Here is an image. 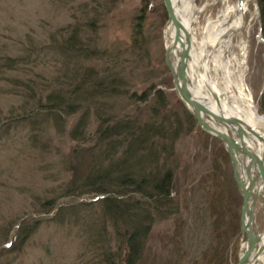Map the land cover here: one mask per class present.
Returning <instances> with one entry per match:
<instances>
[{"label": "trees", "instance_id": "16d2710c", "mask_svg": "<svg viewBox=\"0 0 264 264\" xmlns=\"http://www.w3.org/2000/svg\"><path fill=\"white\" fill-rule=\"evenodd\" d=\"M116 1L107 0L112 5ZM256 3L264 41V0ZM94 11L83 12L73 25L59 31L60 39L48 45L59 65L51 78L54 85L43 87L45 95L38 97L36 77L32 80L28 76L29 54L0 55V75L7 73L9 85L32 104L21 116L0 122V139L4 133L8 135L28 125L35 143L36 132L40 134L50 127L76 142L69 153L73 160L80 159V152L88 156L89 166L81 176L70 161H61L67 180L60 186V198L91 196L95 200L60 206L56 200L46 203L48 213L54 212L48 219L50 223L78 230L82 240L78 262L183 264L185 257L177 254L182 248L179 243L184 221L178 198L180 161L175 148L180 137L196 131L205 138L209 164L198 185L192 182L186 193L193 198L199 190L204 192L201 196L210 219L212 241L202 251L201 260L190 264H232L229 250L241 236L242 201L232 179L230 158L219 140L195 130V120L188 111L184 110L182 116L169 111L163 86L151 84L140 93L135 90L131 67L124 66L130 58L126 60L115 51L98 47V15ZM139 12L131 41V54L137 60L146 46L142 33L146 12ZM260 93L256 112L264 117V88ZM72 117L76 119L67 130ZM170 219L178 225L176 237L169 240L174 249L165 256L152 253L147 246L151 230ZM34 225H20L12 250H23L36 234L37 222ZM177 238L180 242L175 241Z\"/></svg>", "mask_w": 264, "mask_h": 264}, {"label": "rangeland", "instance_id": "374dc122", "mask_svg": "<svg viewBox=\"0 0 264 264\" xmlns=\"http://www.w3.org/2000/svg\"><path fill=\"white\" fill-rule=\"evenodd\" d=\"M215 2L216 0L194 1L197 9L209 6L192 26L193 42L195 41L193 48L199 47L201 28L207 18H212L218 10L219 5L214 4ZM86 5L87 9L84 8ZM249 7L246 16L247 28L234 37L227 53L217 54L214 61L216 64L212 59L208 62L213 70L208 74L220 89H224L228 82L235 85L239 82L250 95L257 110V101L264 88V41L256 0ZM95 9L98 15L95 28L98 47L115 51L126 60L130 58L124 66L128 69L131 67V81L135 90L140 93L151 84L163 86L168 97L169 111L182 116L187 109L176 97L171 75L165 65L164 29L167 26V15L162 0H117L114 5L107 0H0V55L16 57L29 54V69L33 72L30 70L28 76L32 80L36 77L38 97L45 95L42 92L43 87L54 85L51 78L56 75L59 65L52 58L53 51L48 50V45L55 39H60L58 33L63 27L73 25L83 16V12L94 14ZM142 9L146 12L142 22L146 46L137 60L131 54V41L134 19ZM7 75H0V122L7 117L21 116L24 111L26 113L32 108L24 94L9 85ZM201 77L202 75L199 78ZM75 119H68L67 130ZM260 125L264 126V121ZM194 128L199 129L196 123ZM195 132L180 137L175 148L180 161L177 171L181 182L178 198L184 221L182 242L179 238L175 241L180 242L179 247H182L177 254L185 257L183 264L201 260L202 251H206L212 241L210 219L201 196L204 192L199 190V195L193 198L186 193L189 184L196 182L198 185L199 178L207 172L209 164V149H206L205 138ZM32 137L26 125L18 127L8 135L4 133L0 139V264H81L77 261L82 250L78 230L58 228L50 223L48 219L54 212L48 213L46 203L56 200L55 204L60 206L95 200L91 196L60 198V186L67 180L61 161H70L76 166L78 176H81L89 166V158L85 152H80V159L74 157L73 160L69 153L77 146L76 142L56 134L50 127L40 134L36 132L35 143ZM259 211L257 225L262 232L264 208ZM35 222L38 226L36 234L26 242L23 250H12L11 244L18 235L20 225L33 228ZM177 227L171 219L154 227L147 242L151 252L169 255L174 249L169 240L176 235ZM243 241L244 238L240 236L234 243L235 251L234 246L229 250L232 264H235Z\"/></svg>", "mask_w": 264, "mask_h": 264}, {"label": "water", "instance_id": "95a60500", "mask_svg": "<svg viewBox=\"0 0 264 264\" xmlns=\"http://www.w3.org/2000/svg\"><path fill=\"white\" fill-rule=\"evenodd\" d=\"M162 1L167 25L173 32L171 48L179 54L176 65L171 66L168 50H165V65L171 75L173 91L194 118L197 128L210 138L219 140L230 158L232 179L242 201L239 222L240 233L244 238L235 264H248L264 252V243L261 242L264 230L259 232L257 225L259 210L264 208V160L256 157L245 144V135H255L253 131L230 115L213 110L192 94L188 75L193 50L192 34L178 17L173 0ZM261 119L264 121L263 116Z\"/></svg>", "mask_w": 264, "mask_h": 264}, {"label": "bare ground", "instance_id": "6f19581e", "mask_svg": "<svg viewBox=\"0 0 264 264\" xmlns=\"http://www.w3.org/2000/svg\"><path fill=\"white\" fill-rule=\"evenodd\" d=\"M194 1L196 0H173L177 15L180 20L188 26L192 34V39H194L192 26L197 23L198 16L209 6L206 5L201 9H197L194 7ZM252 1L253 0H216L214 4L219 5L217 7L218 10L212 18H207V22L201 28L202 32L201 39L198 43L199 47L198 49L193 48L191 52L188 75L191 91L194 96L201 101L206 100V103L211 106L213 110H218L227 116L230 115L241 123V125H244L254 132L255 135H245V144L256 157L259 159L263 158L264 160V126L260 125L263 120L261 116L256 113L250 95L245 92L239 82L236 85L228 82L224 89H220L217 84L211 80L213 77L209 78L208 74L213 71L210 69L208 62L211 59L214 62L217 54L227 53V50L234 41V37L244 32L247 28L246 16L249 13V4ZM251 22L252 21H250V24ZM164 33L166 50H168L169 54L168 62L171 66H175L179 54H177L176 49L171 48L173 44V32L169 25L165 27ZM241 49L243 50V48ZM200 75H202L201 78H199ZM231 132L235 135L234 129H232ZM261 242L264 243V236H262ZM248 264H264V252L256 260Z\"/></svg>", "mask_w": 264, "mask_h": 264}]
</instances>
